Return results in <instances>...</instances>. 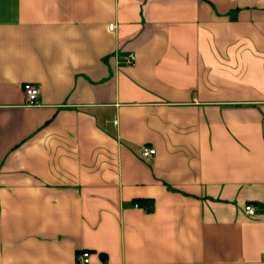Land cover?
Segmentation results:
<instances>
[{
    "label": "crops",
    "instance_id": "obj_1",
    "mask_svg": "<svg viewBox=\"0 0 264 264\" xmlns=\"http://www.w3.org/2000/svg\"><path fill=\"white\" fill-rule=\"evenodd\" d=\"M82 251L264 264V0H0V264Z\"/></svg>",
    "mask_w": 264,
    "mask_h": 264
},
{
    "label": "built area",
    "instance_id": "obj_2",
    "mask_svg": "<svg viewBox=\"0 0 264 264\" xmlns=\"http://www.w3.org/2000/svg\"><path fill=\"white\" fill-rule=\"evenodd\" d=\"M111 29H113V25L110 26ZM129 63L134 62V56H130L128 58ZM39 88L35 85H32L30 83L24 84V95L26 98V103L28 105H38L39 104ZM156 153V150L153 148L145 147L142 149V155L144 157H150ZM136 207L139 206L138 203L135 204ZM246 209L250 212H252V207L247 206ZM90 252L89 251H82L78 255L77 264H89L90 263Z\"/></svg>",
    "mask_w": 264,
    "mask_h": 264
}]
</instances>
